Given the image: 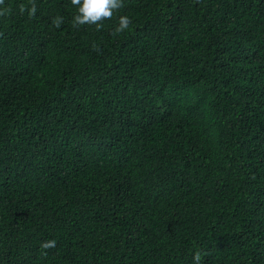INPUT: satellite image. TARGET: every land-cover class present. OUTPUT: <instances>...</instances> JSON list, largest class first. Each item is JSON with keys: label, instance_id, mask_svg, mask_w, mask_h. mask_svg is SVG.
I'll use <instances>...</instances> for the list:
<instances>
[{"label": "trees", "instance_id": "trees-1", "mask_svg": "<svg viewBox=\"0 0 264 264\" xmlns=\"http://www.w3.org/2000/svg\"><path fill=\"white\" fill-rule=\"evenodd\" d=\"M77 8L0 0V264H264V0Z\"/></svg>", "mask_w": 264, "mask_h": 264}, {"label": "clouds", "instance_id": "clouds-1", "mask_svg": "<svg viewBox=\"0 0 264 264\" xmlns=\"http://www.w3.org/2000/svg\"><path fill=\"white\" fill-rule=\"evenodd\" d=\"M72 3L78 6L77 14L74 17L75 22L84 24L96 23L105 17H111L113 11L121 7L122 0H72ZM129 23V17L121 15L117 31L127 28ZM55 243L54 239H48L42 242L41 247L44 249L51 248L55 246ZM195 258L198 260L199 256L197 255Z\"/></svg>", "mask_w": 264, "mask_h": 264}]
</instances>
